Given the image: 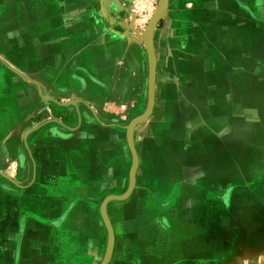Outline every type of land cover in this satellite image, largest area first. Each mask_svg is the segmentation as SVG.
<instances>
[{"label": "crops", "instance_id": "crops-1", "mask_svg": "<svg viewBox=\"0 0 264 264\" xmlns=\"http://www.w3.org/2000/svg\"><path fill=\"white\" fill-rule=\"evenodd\" d=\"M124 12L120 0H0V264H65L60 253L52 261L46 249L57 241L51 253L63 249L80 226V209L64 224L69 235L48 226L63 204L42 201L32 188L19 190L32 168L14 173L18 145L28 143L30 160H44L34 171L39 182L50 180L55 161L67 166L72 188L78 185L74 174L87 161L80 159V145L95 143L94 158L100 144L95 134H80L92 126L85 118L80 124V110L93 120L90 108L101 110L104 103L102 110L116 111L117 98L128 96L134 111L148 109L150 38L155 102L142 122L155 131L146 141L155 162H145L135 144L132 196L171 198L173 216L188 219L190 240L221 241L220 252L210 253L212 264L234 258L235 264H264V0H166L151 37L149 22L135 32ZM160 112L173 116L153 119ZM20 127L40 130L26 140L16 136ZM217 177L220 199L212 201ZM114 234L115 251L120 239ZM233 240L237 245L229 250Z\"/></svg>", "mask_w": 264, "mask_h": 264}, {"label": "rangeland", "instance_id": "rangeland-1", "mask_svg": "<svg viewBox=\"0 0 264 264\" xmlns=\"http://www.w3.org/2000/svg\"><path fill=\"white\" fill-rule=\"evenodd\" d=\"M160 1L120 0L122 8L125 11L124 20L131 22L135 32L136 30H143L159 7ZM157 24H160L158 23V19L155 25ZM54 101L60 104L68 102H63L56 98H54ZM103 104L99 107L101 110L89 109L93 120L87 119L80 110V124L83 118H85L84 120H88L87 122L92 125L80 129V134L84 132L95 134L96 138L93 142L98 141L100 144H98V151L95 150L94 158L93 152L91 153L90 151L95 147V143L87 141L84 145H80V159L83 160L85 158L87 161L84 162L85 164L80 161V171L78 174H74V179H77L79 184L75 185L74 188L71 185V176L65 170L67 166L65 164L63 166L55 161L52 165L53 174L49 178L50 180L48 181L47 179V183L45 181L39 182L41 177L37 176L34 171L35 168L44 166V160L38 159L34 161L28 158L31 148L27 142L24 145L19 144V150L17 148L19 152L16 153V159L13 161L16 167L14 173L22 172L21 169L23 168H32V173L29 176H25L23 182H18L20 185L17 184V186L21 187L19 189L21 192L32 188L37 190L36 195L42 201L47 198V201L54 205L63 204V206L56 209L58 213L52 214L51 218L54 222L62 221V225L72 217V212L75 213L80 209V226L77 229L74 228L72 230L74 232L69 231L67 224L64 226L58 225L59 227H57L54 222L49 223L48 226L59 228L57 230L63 232V235H69L72 232L70 239L62 241L64 245L63 249H57L56 253H51L49 249L56 248L61 242L58 243L57 241L55 244L49 243L50 246L46 249V252L47 256L48 254L52 256L49 257L54 259L52 261H55L59 255L58 253H60L62 262L65 264H100L108 247L107 228L99 214L100 205L107 196L121 195L129 187V173L133 158L128 146L127 128L133 119L142 115L145 111L138 112L133 110L135 99L131 98V96L125 99L118 97V110L116 111L102 110L107 106ZM54 112L53 120L59 121L61 117L57 116V114H60V111ZM171 116H173V113L160 112L153 119L171 120ZM143 123L140 122L134 127V143L140 152V156L143 152L142 156H144L145 162L154 164V158L153 160L150 159L153 157V149L151 151V145L146 144V141L150 140L147 136L150 137L152 135L151 132L154 130L146 127L145 124L143 126ZM39 130L38 128L35 131L38 132ZM53 130L57 131L60 129L54 126ZM35 131L31 128L20 127L15 133L17 137L19 136L21 139L22 137H26L27 140L28 136L32 135ZM9 135H13V132H10ZM61 148H63L61 145H57L55 151L58 150V153H60ZM55 151H53L54 155ZM238 152L244 156L241 150L233 151V153ZM88 161L91 164V174H88ZM6 163L11 164L10 166L13 167L12 161L6 160ZM158 167L163 168L160 165ZM164 167L167 168L164 170H168L167 165ZM60 168H64L65 173ZM217 168L220 167L217 165ZM86 174V180L90 183L89 188L91 185L93 187L90 192L86 191L88 189L85 188L84 175ZM229 178L231 179L232 177ZM220 179L217 177L213 180L209 195L212 201L220 199ZM154 187H156V183ZM67 192L74 194L68 196ZM158 192L160 194L161 191ZM143 200L145 198L143 199L142 196L138 198L136 193L134 196L131 195L127 201H112L109 203V207L107 208L110 214L109 217L113 228L116 229V235L120 239V243L119 248L113 251L112 258L108 264H212L216 262L215 258H210V253L216 254L218 251L220 252L222 247L221 241L215 239L190 240L189 236H193L194 233L188 226V219L184 221L179 219L178 216H173V208L170 205L171 198L169 200L168 198H164L158 201L152 199H149V201ZM53 210L55 211V209ZM40 215L43 216V214ZM98 217H100V223L98 222ZM143 217L144 220H142ZM130 221H132L133 225L129 224ZM142 221L145 222L143 228L140 229V222ZM130 227L133 230L132 236L127 233ZM53 230L56 231V229ZM82 234H84L85 238H89V240L86 239L85 243L81 242L82 237L80 236ZM202 237L204 238V235ZM230 243L237 245V241L233 240L229 242V250H235L234 245ZM206 254H209V256L206 257ZM60 257L58 258L60 259ZM17 258H15V263L17 262ZM235 262L236 258H234L233 264ZM57 264L59 263L57 262ZM239 264H242V262H239ZM251 264L255 263L252 262Z\"/></svg>", "mask_w": 264, "mask_h": 264}, {"label": "water", "instance_id": "water-1", "mask_svg": "<svg viewBox=\"0 0 264 264\" xmlns=\"http://www.w3.org/2000/svg\"><path fill=\"white\" fill-rule=\"evenodd\" d=\"M165 4H166V0L160 1L159 7L156 9L153 17L149 21V24H148V28L150 29V31H149L150 36L149 37H151V35H152L151 31H152L153 27L155 26L157 19H159V12L164 7ZM149 43H150L149 51H150V56H151L150 78H149V106H148V109L142 115L133 119L127 128V141H128V146L130 148L131 154H132V158H133L132 167H131L130 173H129V177H130L129 187H128V190L126 191V193H124L122 195H109V196H107L102 201V205H101L102 220L105 223V226L107 228V233H108V247H107L108 251H106V256H105V259L102 262V264H108L110 262V259L112 258V255H113L114 246H115L114 228L110 223V219L108 217L106 208L108 207V204L110 201L111 202L112 201L123 202V201H126L132 195V192H133V190L135 188V184H136L135 176H136V172L138 169V163H139V157H138V153L136 151L135 143H134L133 131H134V127L138 123L145 121L146 119H148L151 116L152 111H153V107H154L155 80H156V60H155V54H154V46H153L151 38L149 39Z\"/></svg>", "mask_w": 264, "mask_h": 264}, {"label": "bare ground", "instance_id": "bare-ground-1", "mask_svg": "<svg viewBox=\"0 0 264 264\" xmlns=\"http://www.w3.org/2000/svg\"><path fill=\"white\" fill-rule=\"evenodd\" d=\"M135 180H136V176H135ZM136 182V181H135ZM128 190V189H127ZM126 193V192H125ZM107 210V209H106ZM100 213H101V208H100ZM101 217H102V215H101ZM110 223H111V221H110ZM105 224V223H104ZM112 225V224H111ZM108 251V250H107ZM105 256H106V254H105ZM105 256H104V259H105ZM104 259H103V261H104ZM102 261V262H103ZM102 264V263H101Z\"/></svg>", "mask_w": 264, "mask_h": 264}]
</instances>
